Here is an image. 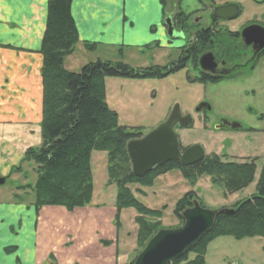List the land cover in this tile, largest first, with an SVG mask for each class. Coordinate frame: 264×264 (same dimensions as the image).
Segmentation results:
<instances>
[{
    "label": "rangeland",
    "instance_id": "1",
    "mask_svg": "<svg viewBox=\"0 0 264 264\" xmlns=\"http://www.w3.org/2000/svg\"><path fill=\"white\" fill-rule=\"evenodd\" d=\"M176 1L167 0L166 14L175 10ZM236 1L241 5V14L230 21L229 26L240 27L252 22L264 27V1ZM198 5V0L180 2V8L186 13L198 8ZM97 60L123 62L134 69L164 63V58L157 48H143L140 52L127 51L120 55L117 49L99 47L92 51L76 47L74 52L65 58L64 66L68 71L78 72L85 64ZM183 75V72L172 73L161 79L106 77L105 102L108 108L116 113L120 125L135 128L134 130L142 135L165 121L172 106L177 103L182 114H190L193 118L187 128H175L183 148L200 144L205 150V157L214 154L222 161L241 163L255 159V172L253 181L235 192H228L223 186L213 184L208 175H195L191 185L175 168L156 176L150 185H129L137 201L147 208L162 212L159 219L160 229L181 225L173 209L187 191H193L199 204L210 210L231 208L237 201L250 197L255 193L256 182L264 164V72L256 69L252 77L254 80L239 81L235 85L225 87L221 84L206 87L188 84ZM250 88L255 90L254 96L249 92L244 93ZM201 99L209 102L210 112L199 114L193 111ZM221 116L232 118L242 124L243 129L217 130L211 127ZM40 122L36 125L37 130L20 126L18 132L0 133V176L7 178L0 186V204L22 203L34 206L31 187L37 166L31 161H22L21 157L30 147L36 148L40 145ZM90 166L93 184L91 203L99 209H85L82 217L84 224L89 220L103 228L105 224H114L116 187L114 184H107L104 152L92 151ZM50 207L46 206L43 211L50 210ZM92 211L95 214H91ZM62 212L66 213L65 210ZM135 216L136 211L133 208L122 209L119 213L120 228L114 231L111 228L106 233L110 234L111 238L115 236L114 240L117 241H114V247L118 249L116 256L120 254V261L114 264H129L140 253L136 243ZM60 221L52 224H64ZM100 248L99 245L98 252ZM194 256L190 252L187 259L190 260ZM204 257L205 264H264V238L246 237L238 240L231 236L217 237L207 245Z\"/></svg>",
    "mask_w": 264,
    "mask_h": 264
},
{
    "label": "trees",
    "instance_id": "2",
    "mask_svg": "<svg viewBox=\"0 0 264 264\" xmlns=\"http://www.w3.org/2000/svg\"><path fill=\"white\" fill-rule=\"evenodd\" d=\"M71 1L47 0L45 30L39 49L42 58L41 143L36 148L27 149L21 158L37 166L31 187L34 207L37 213L44 206H59L68 212L90 206L93 193L91 153L104 152L107 184L116 187L114 226L116 230L120 228L119 213L122 209L133 208L136 211V243L140 252L160 229L162 212L137 201L129 185H150L156 176L175 168L191 185L195 175H208L213 184L235 192L253 181L255 159L237 163L222 161L213 154L194 165L184 167L178 162H169L143 177H135L131 172L126 144L142 134L135 128L118 123L116 113L105 102L104 78L156 77V66L134 69L123 62L97 60L85 64L78 72L66 70L65 58L74 52L79 42L70 13ZM83 46L93 51L96 44L84 42ZM118 52L121 55V49ZM255 187V193L237 201L229 208L230 211L221 208L210 231L169 264H205L207 245L217 237L231 236L238 240L264 238V164ZM197 200L193 191H187L177 201L173 213L180 224L183 223L182 212ZM100 242L104 246L112 244V241ZM190 252L195 256L188 260ZM45 264H57L53 254Z\"/></svg>",
    "mask_w": 264,
    "mask_h": 264
},
{
    "label": "crops",
    "instance_id": "3",
    "mask_svg": "<svg viewBox=\"0 0 264 264\" xmlns=\"http://www.w3.org/2000/svg\"><path fill=\"white\" fill-rule=\"evenodd\" d=\"M46 11L47 0H0V133L18 132L20 126L37 130L41 121L39 49ZM165 11L163 0H72L70 13L79 39L76 47L95 43L94 50L121 49V55L157 48L158 42H164ZM45 207L36 213L33 205L0 204V264H45L50 254L57 264L120 261L115 236L106 235L116 229L114 224L103 228L89 220L84 224L83 214L97 210L96 205L71 212L59 206L43 211ZM59 220L64 224H52ZM101 240L113 243L104 246Z\"/></svg>",
    "mask_w": 264,
    "mask_h": 264
},
{
    "label": "flooded vegetation",
    "instance_id": "4",
    "mask_svg": "<svg viewBox=\"0 0 264 264\" xmlns=\"http://www.w3.org/2000/svg\"><path fill=\"white\" fill-rule=\"evenodd\" d=\"M167 2V1H166ZM164 3L167 9V3ZM181 0L175 2V10L166 14L162 20L164 29V42L157 44V49L164 58V63L156 66V77L165 78L169 74L183 72L188 84L199 86L235 85L239 81L254 80L252 77L256 69L264 72V47L258 49L255 36L244 38L242 30L249 25L247 23L240 27L229 26L228 23L241 14V5L236 0H198V8L186 13L180 8ZM236 4L238 14L231 20L214 19L213 8L219 5ZM169 21L165 23V21ZM168 24L173 28L174 34L168 36L166 33ZM258 25V24H257ZM244 41H251L245 45ZM201 62L203 66L201 67ZM152 78V77H150ZM256 94L254 89H247L244 93ZM206 102L203 99L194 106L193 111L199 103ZM210 105V104H209ZM201 110L197 113L210 112ZM182 114V113H181ZM186 114H182L184 116ZM235 121L232 118L221 116L211 127L221 124V120ZM225 123V122H224ZM226 124V123H225ZM242 125V124H241ZM178 129H185L178 124ZM232 129L225 125L217 130ZM215 129V128H214ZM242 126L238 129L241 130ZM180 149L184 150L180 143Z\"/></svg>",
    "mask_w": 264,
    "mask_h": 264
},
{
    "label": "water",
    "instance_id": "5",
    "mask_svg": "<svg viewBox=\"0 0 264 264\" xmlns=\"http://www.w3.org/2000/svg\"><path fill=\"white\" fill-rule=\"evenodd\" d=\"M253 1L260 3L264 0ZM213 11L214 19L231 20L237 16L238 6L236 4L219 5L214 7ZM168 22L165 21V23ZM166 33L168 36L174 34L170 24H168ZM241 35L249 39L255 36L259 43L258 49L264 47V27L257 24L246 26ZM250 42L244 41V44L249 45ZM201 67L206 68L202 62ZM201 110H210V105L206 102L199 103L195 112ZM191 123L192 116L190 114L182 116L179 105L176 103L165 121L142 137L129 140L126 144V153L132 174L135 177H143L154 168L162 167L169 162H178L184 167L201 162L205 156L204 148L200 144H192L181 150L179 136L175 132L177 124L181 127H188ZM225 125H230L232 129L242 126L236 121L228 122L222 119L221 124L214 128L219 129ZM5 181L6 177L0 176V186ZM230 210L224 209V211ZM218 212L204 208L195 201L191 207L182 212L183 223L176 228L158 230L136 256L133 264H168L180 258L191 245L210 231Z\"/></svg>",
    "mask_w": 264,
    "mask_h": 264
}]
</instances>
